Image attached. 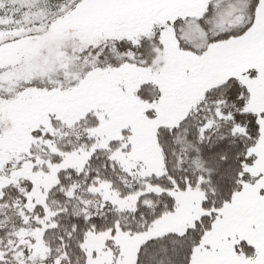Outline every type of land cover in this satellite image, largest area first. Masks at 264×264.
<instances>
[{
  "label": "snow or ice",
  "instance_id": "1",
  "mask_svg": "<svg viewBox=\"0 0 264 264\" xmlns=\"http://www.w3.org/2000/svg\"><path fill=\"white\" fill-rule=\"evenodd\" d=\"M0 264H264V0H0Z\"/></svg>",
  "mask_w": 264,
  "mask_h": 264
}]
</instances>
